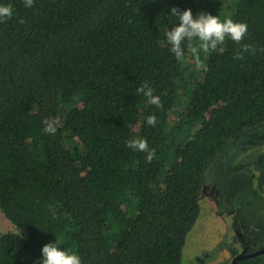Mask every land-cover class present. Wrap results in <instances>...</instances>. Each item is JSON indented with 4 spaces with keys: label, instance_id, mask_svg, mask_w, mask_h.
Masks as SVG:
<instances>
[{
    "label": "trees",
    "instance_id": "obj_1",
    "mask_svg": "<svg viewBox=\"0 0 264 264\" xmlns=\"http://www.w3.org/2000/svg\"><path fill=\"white\" fill-rule=\"evenodd\" d=\"M0 5L13 8L0 22V210L25 226L0 230V264H39L55 241L82 264H182L206 170L264 122V0ZM172 8L245 23L242 43L256 51L234 59L239 45L226 39L197 69L186 42L177 60ZM131 139L147 141L151 163Z\"/></svg>",
    "mask_w": 264,
    "mask_h": 264
},
{
    "label": "rangeland",
    "instance_id": "obj_2",
    "mask_svg": "<svg viewBox=\"0 0 264 264\" xmlns=\"http://www.w3.org/2000/svg\"><path fill=\"white\" fill-rule=\"evenodd\" d=\"M199 203L182 264H233L241 242L264 241V122L232 139L210 164ZM0 230L24 233L25 226L0 210ZM232 232L237 239H231ZM238 264H264V251Z\"/></svg>",
    "mask_w": 264,
    "mask_h": 264
},
{
    "label": "clouds",
    "instance_id": "obj_3",
    "mask_svg": "<svg viewBox=\"0 0 264 264\" xmlns=\"http://www.w3.org/2000/svg\"><path fill=\"white\" fill-rule=\"evenodd\" d=\"M34 0H23L26 8L33 5ZM13 8L11 5H0V22L11 19ZM170 15L177 18L178 23L166 32V41L170 45V51L177 60L184 57L183 45L188 42L190 52L195 60L197 69H204L205 64L201 59V53H209L217 50L218 46L223 45L226 39L239 45L238 52L234 59H244V54H252L256 51L251 45L242 43L248 31L245 23L234 22L232 19L221 21L217 16L201 12L196 18H193L191 10L185 9L182 12L177 8H172ZM198 41L197 44H191L192 41ZM137 92L143 94L148 103L156 106H162L159 96L153 95V90L147 86L137 88ZM147 124L154 127L157 119L154 115L147 117ZM43 132L54 135L57 131L56 121L54 119H45L43 122ZM125 146L133 151L145 152L146 163H151L154 152L148 148L145 139H131L125 142ZM41 257L39 264H82L81 258L75 253H69L59 247L56 243L45 244L41 248Z\"/></svg>",
    "mask_w": 264,
    "mask_h": 264
},
{
    "label": "flooded vegetation",
    "instance_id": "obj_4",
    "mask_svg": "<svg viewBox=\"0 0 264 264\" xmlns=\"http://www.w3.org/2000/svg\"><path fill=\"white\" fill-rule=\"evenodd\" d=\"M231 239H237L236 235H233V232L231 234ZM263 249H264V241L258 242L256 244L250 241H243L239 244V246H237V253H236L237 255H235L234 257L233 264H238L239 261L243 258L257 255V254L253 255V253Z\"/></svg>",
    "mask_w": 264,
    "mask_h": 264
},
{
    "label": "water",
    "instance_id": "obj_5",
    "mask_svg": "<svg viewBox=\"0 0 264 264\" xmlns=\"http://www.w3.org/2000/svg\"><path fill=\"white\" fill-rule=\"evenodd\" d=\"M261 251H264V249H263V250H258V251H256V252H254L253 255H254V254L261 253Z\"/></svg>",
    "mask_w": 264,
    "mask_h": 264
}]
</instances>
